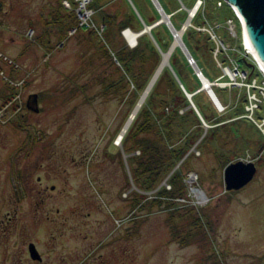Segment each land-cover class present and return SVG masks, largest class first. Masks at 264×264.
Instances as JSON below:
<instances>
[{
    "label": "rangeland",
    "instance_id": "374dc122",
    "mask_svg": "<svg viewBox=\"0 0 264 264\" xmlns=\"http://www.w3.org/2000/svg\"><path fill=\"white\" fill-rule=\"evenodd\" d=\"M64 1L0 0V264H35L28 257V243L36 246L42 264H264V132L258 127L264 102L254 110L256 123L246 118L247 91L234 88L225 68L243 60L241 68L252 79L260 83L264 78L251 56L239 55L245 40L230 7L217 9L218 0H204V21L198 17L194 22L220 25L217 35L229 47L217 59L212 53V59L199 55L215 78L211 83L221 89L225 110L219 112L204 92L206 110L211 108L208 100L215 109L214 124L205 123V129L191 108L202 126L190 122L187 127H196L201 137L159 186L169 188L168 178L186 160L185 200L170 211L148 203L140 210L131 198L138 191L127 184L125 156L116 154L131 97L122 104L117 83L123 73L112 47L134 49L137 43L130 44L125 36L134 32L119 33L114 26L108 39L88 30L68 35L65 11L70 10ZM196 1L182 0L186 7L181 0L158 2L179 27ZM99 4L116 10L119 20L134 14L142 30L143 19H160L151 0ZM73 9L77 19L75 3ZM228 19L236 39L224 26ZM94 20L100 24L99 12ZM156 33L167 43V53L173 36L169 32L172 39L167 38L164 28ZM149 38L157 49L153 36ZM171 56L182 81L195 90L190 60L176 47L170 67ZM164 69L181 89L172 67ZM113 83L117 85L111 88ZM129 91L134 92L131 85ZM33 94L38 95V113L26 108ZM238 161L254 162L257 172L243 189L227 191L224 170ZM154 194L141 193L149 199Z\"/></svg>",
    "mask_w": 264,
    "mask_h": 264
},
{
    "label": "trees",
    "instance_id": "16d2710c",
    "mask_svg": "<svg viewBox=\"0 0 264 264\" xmlns=\"http://www.w3.org/2000/svg\"><path fill=\"white\" fill-rule=\"evenodd\" d=\"M68 1L72 4V6L74 5L73 0ZM100 1L102 0H93L91 8L95 12V16L98 14V12L101 14L102 20L99 25L104 26V34L107 39L110 34L113 35L114 26H116V29L118 27L117 30L119 33L125 29H130L134 33L142 31V25L134 16V14L128 18H121L119 20V13H117L116 10H111V8L108 6L99 4ZM161 7L163 8L162 5ZM224 7L228 8L227 5H223L222 8H216L223 9ZM205 8H207L206 4ZM228 9L231 12L230 8ZM204 11H206V9H204ZM65 12V18L67 21L65 28H67L68 33L70 30L77 28V19L74 9H72L70 12ZM164 12L168 15L171 14L167 13L165 10ZM200 13L201 11H199L192 20V26L198 27L201 25H194V22L198 17H200L201 22L204 21V17ZM231 14L233 16L232 12ZM187 16L188 15L186 14V19ZM173 19L174 16H171V23L173 27L176 30H180L182 24L179 27H176ZM54 20L55 23H59L62 19H59L57 16V19ZM158 20L159 17L155 21L147 23L143 19L146 25H151L153 22ZM160 28L165 29L167 38H170V40L172 38L165 26L160 25L152 30V36L155 42L157 43L161 52L165 53L167 51L168 45L164 41L162 42L156 33V31ZM80 31L82 30L77 29L75 34ZM182 39L202 74L210 82H213L215 78L207 70L199 57V55L201 57L207 56L209 59H212L211 53L213 54L215 46L210 40L209 36L189 28L183 34ZM106 45H108V43H106ZM112 47L116 52V62L121 69L120 70L118 68V70L122 71L123 73L120 77L121 79H119V82L117 83L118 89L120 90L122 96V104L124 105L129 100V97H131L129 102V117L140 100L141 95L149 85L156 70L158 69L162 60V56L158 49L155 48L149 36L146 34L140 36L137 39V45L132 50L118 47L116 44ZM175 51L177 52V50ZM173 54H175V52ZM170 65L177 79L187 93L192 94L198 91V89L201 87V84L197 77L194 75L193 77L191 76V79L195 84V90H191L180 78V75L176 70L177 65L175 63V59H173L172 56L170 59ZM241 66H243V60ZM189 71L191 72V69ZM167 75H169L167 69H163L159 78L153 85L150 93L146 97L145 101L139 108L133 121L125 132L121 140V146L116 147V154L118 157L121 159V157L124 158L125 156V161L129 172V181L127 184L130 182V187H135L138 191L135 193L132 192L131 198L134 199L133 201L136 203L137 207L140 208V210L145 204L148 203L151 208L157 205L170 211L172 208L176 207L178 201L185 200L184 197H186L187 188L184 182L185 175L183 174L182 169L184 168V162H186V160L181 163V165L168 178L166 184L169 186V188L164 186L159 188V186L161 185L162 181L173 171L175 166L184 158L190 148H192L201 137V135L198 136L194 129L196 127H194L192 130H189L190 127H187L190 122H193L198 126L202 125L194 111L189 108L190 103L182 90L179 88L178 83L171 77L167 78ZM117 84L113 83V85L110 87L114 88ZM129 85L134 88V92L129 91ZM212 90L221 102L219 95L221 89L212 87ZM238 90L244 91L240 89ZM230 92L232 91H229V93ZM203 95H205L204 92L195 94L192 97V102L200 113L204 122L207 125L212 126L214 124L213 118L215 109L208 100L207 105L211 108L209 111L206 110V105L202 102ZM122 128H120L117 135H119ZM178 135H180V138H178ZM205 138L206 136L202 140ZM197 148L198 146L196 149ZM136 152L138 155H135ZM190 156L191 155H189L187 158ZM129 189L130 188L125 190L128 191ZM140 192H155V194L151 199H149L147 196L141 195ZM139 199L141 201H139ZM171 216L173 219H176V216Z\"/></svg>",
    "mask_w": 264,
    "mask_h": 264
},
{
    "label": "water",
    "instance_id": "95a60500",
    "mask_svg": "<svg viewBox=\"0 0 264 264\" xmlns=\"http://www.w3.org/2000/svg\"><path fill=\"white\" fill-rule=\"evenodd\" d=\"M151 1L153 2L154 6L158 9L160 19L158 20V22H156L155 24H153L151 26H147L146 24H143L144 29L141 32L136 34L137 39L144 34H148L152 38L151 30L160 24H165L166 27L168 28L169 32L173 36V40L175 42L176 36H177L176 33L179 31L182 33L185 30L181 28L179 31H177L173 27V25L170 21L169 15H167L163 11L159 2L157 0H151ZM224 2L229 7H233L237 11L238 15L240 16V18L242 20V24H243L242 25L243 36L246 35L247 40L249 42L248 51L251 52V54L256 58V60L258 61V63L260 64V66L262 67V69L264 71V0H224ZM190 20H191V17H188L186 19L183 27H185ZM137 39H136L135 43H137ZM156 47H157L158 51L161 53V56H163V55L170 56L172 51L175 49V48L173 49V45H172L171 48L169 49V51L167 53L163 54L157 45H156ZM177 47H179L181 49V51L186 56V58H188L189 60H193L189 51L187 50V48L185 47V45L182 41V37L179 38V46H177ZM167 66L169 68H171L169 66V64ZM159 69H160V67H158V69L156 70V72H155L152 80L150 81L149 85L147 86L145 92L143 93L142 97L138 101L136 107L134 108L133 112L131 113V115H130L128 121L126 122V124L124 125L122 131L118 135L116 145L120 146V142H121L125 132L128 129L126 127H129L128 125L131 124L130 122L133 121L135 115L137 114V112L139 110L138 108L141 107L142 102L146 98L145 96H147V94L149 93L150 88H151V84L153 83L152 81L155 78V76L157 75V72ZM192 69H193L195 75L197 76L198 80L200 81V84H201L200 89L193 94H189L185 91V89L181 85V83H180V86H181V89L184 92L186 98L188 99V101L190 103L189 107L194 109V111L198 114L200 120L202 121V124H204L205 129H208L209 126H207L205 124V122L203 121V118L201 117L200 113L198 112L195 105L193 104L192 97L197 93L206 92L207 95L209 96L211 102L213 103V105L218 110H221V104H220L219 100L217 99L215 93L211 89V83L209 82V80L207 78H205L203 76V74H202L201 70L198 68V66L196 64H194L192 66ZM26 107L28 110H31L34 113L39 112L38 95L37 94H33V95L29 96L27 103H26ZM256 172H257V169H256L254 162L238 161L236 163L229 164L225 168L224 176H223L225 189L227 191H239V190L243 189L253 180ZM29 249H30L29 251H30L32 259L40 260V257L38 255L37 251L35 250L34 246L30 245Z\"/></svg>",
    "mask_w": 264,
    "mask_h": 264
},
{
    "label": "built area",
    "instance_id": "2783aa9c",
    "mask_svg": "<svg viewBox=\"0 0 264 264\" xmlns=\"http://www.w3.org/2000/svg\"><path fill=\"white\" fill-rule=\"evenodd\" d=\"M73 2L76 5V12L78 15L77 23H76L77 28L70 30L68 35L75 34L77 29H81V30L94 31L98 37L102 38L104 35L105 28L103 25L95 24V20H94L95 13L93 9L91 8L92 0H73ZM64 5L66 9L70 11L73 9V6L69 1H64ZM222 5H226L224 0H218V3H217L218 8H221ZM204 7H205V1L197 0L196 4L192 8L186 9L188 13V17H191V20H192L199 11L201 10L202 12L204 11ZM230 8H231L232 13L235 14L236 18L240 22V25H243L242 20L240 16L238 15L237 11L233 7H230ZM224 26H226V30L228 34L233 39H236V34L233 31L234 29L233 20L228 19ZM189 28H193L197 32L204 33L209 36L210 40L213 42L215 46L213 56L216 59L218 56H220L222 52L227 53L230 51L229 47L225 45L223 41L220 39V37L217 35V30L221 29L220 25L211 26L210 24L207 23V25L194 27L191 24H188L182 29L186 31ZM248 48L249 47L247 46V44L240 45L241 53L239 55H243L244 57L247 55L251 56L253 60L258 64L260 73L262 72L261 74H262V77L264 78V71L262 67L260 66L256 58L251 54V52L248 51ZM232 51L237 52V49L234 48L232 49ZM190 62L191 64H194V60H190ZM231 63L233 65V69L231 68L229 69L228 67H226L225 72L229 76L230 80L233 82L235 86L234 88H238V89L243 88L245 89V91H247L246 93H247V98H248V105L246 107V111L250 113L249 117L247 118H249L254 123H256L254 119V114H255L254 110L258 109V107L261 106L264 102V82L258 83L255 78L252 79L251 78L252 73L250 71L249 72L244 71L243 68H241V65L238 64V62L231 61ZM225 86L227 85H224V87ZM258 127H260V129H262V131L264 132V120H262L261 124H259Z\"/></svg>",
    "mask_w": 264,
    "mask_h": 264
},
{
    "label": "bare ground",
    "instance_id": "6f19581e",
    "mask_svg": "<svg viewBox=\"0 0 264 264\" xmlns=\"http://www.w3.org/2000/svg\"><path fill=\"white\" fill-rule=\"evenodd\" d=\"M188 24H190V21L187 23V25ZM177 31H179V30H177ZM182 34H183V32L181 33L180 31L179 32H177L176 33V40H175V42H174V44H173V49L174 48H176L177 46H179V38H181L182 37ZM125 36H126V38L128 39V41L130 42V44H135V41H136V39H137V36H136V33H132V32H130V31H127L126 33H125ZM244 40H245V44H247V46L249 47V42H248V40H247V37H246V35L244 36ZM168 59H169V56L168 55H163L162 56V60H161V63H160V65H159V67H160V69L158 70V72H157V75L155 76V78L153 79V83L151 84V88H152V86H153V84L156 82V80H157V78L159 77V75L161 74V72L163 71V69L168 65ZM194 64H192V66H193ZM151 88H150V90H151ZM146 97V96H145ZM144 102V101H143ZM142 102V103H143ZM260 108V107H259ZM258 108V109H259ZM139 109V108H138ZM247 118V117H246ZM131 121V120H130ZM131 123V122H130ZM130 125V124H129ZM128 125V126H129ZM126 128H128V127H126ZM195 195H196V197L199 199V200H201L202 198H203V194L201 193V192H195Z\"/></svg>",
    "mask_w": 264,
    "mask_h": 264
},
{
    "label": "flooded vegetation",
    "instance_id": "af4514ba",
    "mask_svg": "<svg viewBox=\"0 0 264 264\" xmlns=\"http://www.w3.org/2000/svg\"><path fill=\"white\" fill-rule=\"evenodd\" d=\"M204 12V11H203ZM187 18H188V16H187ZM195 18V17H194ZM193 18V19H194ZM192 19V20H193ZM192 20H190V24L192 25ZM186 21V20H185ZM185 23V22H184ZM209 24V23H208ZM184 26V25H183ZM183 26H182V28H183ZM199 27V26H198ZM204 76V75H203ZM210 82V81H209ZM211 83V82H210ZM214 85V83H211V89H212V87H214L213 86ZM235 89H238V88H235ZM240 90H244L245 91V89H243V88H241ZM214 92V91H213ZM246 92V91H245ZM217 97V96H216ZM218 99V98H217ZM219 100V99H218ZM220 102V101H219ZM220 104H221V102H220ZM27 108V107H26ZM218 110V109H217ZM223 110H225V108L221 105V110H218L219 112L220 111H223ZM30 245H33L34 246V248H35V250L37 251V253H38V255H39V257H40V260H34V259H32V257H31V254H30V249H29V247H30ZM27 254H28V257H29V259H30V261L32 262V263H35V264H42V257H41V255L39 254V252H38V250H37V248H36V246L33 244V243H28L27 244Z\"/></svg>",
    "mask_w": 264,
    "mask_h": 264
}]
</instances>
